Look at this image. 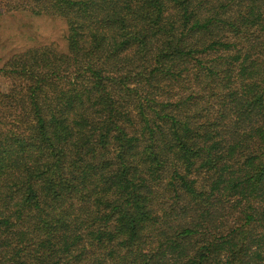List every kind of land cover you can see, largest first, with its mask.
<instances>
[{
	"label": "trees",
	"instance_id": "16d2710c",
	"mask_svg": "<svg viewBox=\"0 0 264 264\" xmlns=\"http://www.w3.org/2000/svg\"><path fill=\"white\" fill-rule=\"evenodd\" d=\"M66 52L0 67V264H264V0H0Z\"/></svg>",
	"mask_w": 264,
	"mask_h": 264
},
{
	"label": "rangeland",
	"instance_id": "374dc122",
	"mask_svg": "<svg viewBox=\"0 0 264 264\" xmlns=\"http://www.w3.org/2000/svg\"><path fill=\"white\" fill-rule=\"evenodd\" d=\"M66 23L59 17L32 16L25 12L0 15V67L13 55L30 48L51 46L66 52ZM3 88L6 78L0 77Z\"/></svg>",
	"mask_w": 264,
	"mask_h": 264
}]
</instances>
